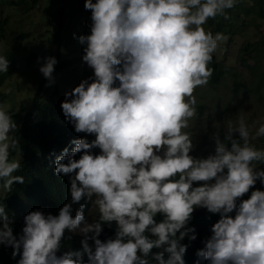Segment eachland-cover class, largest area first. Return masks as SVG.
<instances>
[{"label":"clouds","instance_id":"obj_1","mask_svg":"<svg viewBox=\"0 0 264 264\" xmlns=\"http://www.w3.org/2000/svg\"><path fill=\"white\" fill-rule=\"evenodd\" d=\"M236 3L85 0V9L91 10V34L79 37V42L87 44L82 59L94 70L95 80L82 81L66 93L72 99L61 108L77 133L94 134L95 139L71 141V151L66 147L55 158V173L74 174L72 203L95 196L100 222H86L84 204L74 217L71 205L65 204L58 216L28 213L17 239L0 204V244L11 246L14 257L21 255L18 264H84L85 255L88 264H149L150 255L156 264H184L187 246L180 241L185 236L196 239L194 229L186 227L194 206L220 215L198 256L210 264H264V191H252L237 204L257 180L264 184V170L257 167L264 164V148L252 144L264 137V124L255 127L243 116L236 125L229 122L223 139L219 132L213 134L215 154L206 159L189 154L194 145L183 131L198 115L194 92L210 82L213 54L228 39L206 31L204 25L227 19V10ZM55 63L49 57L40 68L46 78ZM8 67L7 58L0 56V73ZM16 127L9 112L0 108L4 193L14 183H23L14 173L27 175L19 152L16 158L11 155L18 148L12 137ZM94 148L100 154H91ZM77 153L82 155L74 159ZM193 182L204 183L193 187ZM233 211L234 217L229 215ZM157 214L162 221L154 219ZM101 222L116 223L115 239H98ZM65 230L84 235L83 252L56 255Z\"/></svg>","mask_w":264,"mask_h":264},{"label":"rangeland","instance_id":"obj_2","mask_svg":"<svg viewBox=\"0 0 264 264\" xmlns=\"http://www.w3.org/2000/svg\"><path fill=\"white\" fill-rule=\"evenodd\" d=\"M30 1L18 0L16 3L17 0H0V18L6 17L7 20L5 36L0 42V56L11 51L15 62V69L10 71L0 87V93L5 95L0 108L7 110L17 125L14 134L19 128V119L15 114L22 115L36 92L39 80L42 85L50 82L40 71L47 58H54L56 52L59 53V60L75 58V64L66 67L70 74L63 76V79L57 76L55 80L58 91L55 99L61 103L72 99L65 94L71 93L82 81L91 83L95 80L94 70L82 59L87 44L79 42V37L91 34V10L85 9V0H38L37 6L31 5ZM55 5L63 6V18H71L72 21L62 24L59 29L46 19ZM69 7L76 8L77 12L71 15ZM19 31H27V36H18ZM212 33L215 35L218 32ZM52 34L56 39L52 38ZM224 35L228 37L227 41L221 42L213 55L222 60L227 70L216 82H209L207 86L195 90L198 115L183 130L190 134L194 147L189 154L195 159L214 155L213 134L219 132L223 139L228 123L236 125L240 116L255 127L264 124V79L259 77L264 70V18L253 15L240 34ZM67 77L70 78L65 80ZM234 80L237 82L235 90ZM256 83L255 89L253 86ZM252 144L264 148V137L252 141ZM94 200L95 196L88 209L87 220L98 213Z\"/></svg>","mask_w":264,"mask_h":264},{"label":"trees","instance_id":"obj_3","mask_svg":"<svg viewBox=\"0 0 264 264\" xmlns=\"http://www.w3.org/2000/svg\"><path fill=\"white\" fill-rule=\"evenodd\" d=\"M30 1V0H29ZM38 0H32L31 5L37 6ZM18 3V0L17 2ZM54 3H52L53 5ZM43 9H46L43 7ZM51 14L46 16L49 23L57 25L59 29L62 24H70L71 18H63L64 8L60 5H55L54 10H50ZM72 11V12H71ZM68 12L74 15L77 12L76 8L69 7ZM74 12V13H73ZM264 18V0H237L236 5L227 10L228 18L220 17L216 20H209L204 25L206 31H213L223 34L229 33H241L243 27L251 22L252 16ZM6 17L0 18V42L4 39V29L6 25ZM63 21V22H62ZM92 22V20H91ZM18 36H27V31H19ZM52 38L56 39L55 34H52ZM14 38H11L13 40ZM264 44V38H262V45ZM9 61L8 71L6 73H0V87L5 78L10 74V71L15 69V62L13 58V52L6 51L3 55ZM56 63L53 66L54 70L49 78L50 82L46 85H42L40 82L36 88V92L32 94L28 106L24 109L22 115L15 114L19 119V128L17 132L12 134V137L17 141L18 148L12 152V158H16L19 152V159L23 158L22 162L27 175L25 176L22 171H17L14 175L23 177V183H14L10 192L4 193L0 189V204L5 208V212L12 222L11 227L13 235L19 239L23 234L22 229L25 226L24 217L32 211H41L45 216L51 214L58 216L59 210L65 205L70 204L72 207L71 215L75 216V211L79 208L80 204H84L85 220L88 223H96L99 221V212L91 215L87 220V213L90 207L91 201L81 200L79 203H72L70 194V179L74 174H56L55 173V158L62 153L64 148H68L69 152L74 147L71 143L73 140L81 138L87 139L89 142L95 139L94 134L77 133L74 130V125L66 120L62 108L61 101L55 99V95L58 94L55 86V80L58 76L63 79V76L69 75L70 71L66 70V67L72 66L75 63V58H66L59 60V53L55 54ZM244 59H242L243 61ZM214 69L210 82H216L219 77L226 72L227 66H223L222 60L216 58L213 55V60L209 65ZM44 76V75H43ZM71 77V76H70ZM65 78L67 80L68 78ZM261 79H264V70L260 72ZM44 78H46L44 76ZM233 88L235 90L236 80L233 81ZM119 85V81L114 83V87ZM257 83L253 86L256 89ZM43 91V92H42ZM5 95L0 93V103L4 100ZM259 145V143H258ZM257 145V147H258ZM91 154H100V149L94 148L91 150ZM82 153H77L74 159H79ZM47 159L48 166L45 162ZM67 163V161H65ZM260 170H264V164L257 165ZM204 182H193V187L201 186ZM264 191V184L259 180L255 185L249 189L248 193H245L241 198L237 200V204L242 200L250 198L252 191ZM23 199L29 200L26 204H23ZM235 216V211L229 214ZM154 219L157 222L162 221L163 217L157 214ZM220 219V215L208 212L206 208L195 207L191 215V219L186 225L187 228L194 229L196 235L195 240H189L188 236L180 241L181 244L186 245V253L183 256L184 264H210V262L203 257L197 255V252L205 248V242L212 235L211 228L214 223ZM102 231L98 239L102 242H106L109 239H115L117 225L115 222L107 223L101 222ZM193 233H189L192 235ZM91 235V233H89ZM84 240V235L79 231L68 232L65 230L64 237L61 240V247L56 253L57 256L63 255L69 251L83 252L81 241ZM89 246L95 248L92 240L87 241ZM22 252V248L20 250ZM157 249H153L155 253ZM13 248L0 244V264H18L21 258L20 254L15 257L12 255ZM75 259V257H73ZM84 264H88L87 256L83 257ZM149 264H156L149 256Z\"/></svg>","mask_w":264,"mask_h":264}]
</instances>
